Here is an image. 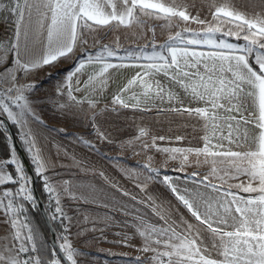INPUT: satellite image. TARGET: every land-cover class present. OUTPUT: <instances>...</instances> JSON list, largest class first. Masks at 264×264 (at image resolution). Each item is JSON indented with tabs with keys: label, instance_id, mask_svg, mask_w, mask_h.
Wrapping results in <instances>:
<instances>
[{
	"label": "snow or ice",
	"instance_id": "1",
	"mask_svg": "<svg viewBox=\"0 0 264 264\" xmlns=\"http://www.w3.org/2000/svg\"><path fill=\"white\" fill-rule=\"evenodd\" d=\"M188 3L189 0H14V3L10 0L9 7L16 13V42L8 46L0 43V52L13 55L12 65L0 73V117H3L0 118V129L6 127L7 120L23 130L34 118L26 93L32 91L35 85H21L17 73H28L70 56L78 42L87 43L84 38L86 33L113 23L130 27L133 23L142 22V16L169 21L179 18L205 25L201 31L185 28L183 33L170 36L158 48L152 45L151 52L145 49L137 52L126 50L125 56L120 57L118 50L109 45H103L94 53L84 50L67 72L64 85L58 88V92L63 94L66 91L69 100L77 104L87 102L94 106L95 101L88 100L87 96L77 99L73 95V91H81L79 74L86 65L102 64L103 67L95 75L89 76L84 87L92 85L94 89L97 83L106 85L108 69L117 67L108 62L109 58L117 57L121 61L149 62L143 66L144 75L138 73L122 92L139 80L145 97L155 91V95L163 99L159 81L148 82L144 77L164 72L193 99L202 101L205 107L184 111L203 119V146L174 147L164 151L170 152L173 159L180 155L184 161L188 160L189 154L202 155L206 162L211 157L210 174L223 173L217 179L226 183L227 179L245 176L246 181L234 185L238 189L235 192L230 188L224 189L222 185L205 183V188L213 189L208 195L199 189L185 188L181 192L175 180L165 175L162 182L168 184L198 223L193 224L183 218L177 223L164 206L152 201L155 214L164 224L158 226L141 218L140 235L149 245L143 251L157 252L154 257L157 264H264V0H261L259 13L239 10L235 0H209L210 21L200 19L198 15L192 16L188 12ZM3 8L0 3V9ZM41 34H46L47 43L37 56L30 52L29 42L35 41ZM230 37L243 43L233 42ZM167 95L169 99L175 98L170 92ZM113 102L129 107L120 95H116ZM139 104L137 98L133 106ZM249 104L252 111L246 107ZM146 134V130L141 129V135ZM22 139L28 145L27 151L33 154L31 159L36 176L45 181L46 191L54 193L55 189L43 175L49 167L47 158L35 147L31 131H22ZM217 163L226 167L217 169ZM144 167L159 176V170L148 165ZM10 168L13 170L10 171ZM198 175L195 172L191 174L193 178ZM31 180L32 177L13 152L7 159L0 160V211L9 216L15 241V255L0 254V262L61 264L55 248L50 249L51 258L41 255L43 244L37 247L38 234L28 226L26 217L21 216L26 212L25 202L33 206L37 203L32 194ZM205 181H208V176L193 182L201 184ZM5 185L14 187L5 188ZM64 190L69 191L67 187ZM124 195L129 194L124 192ZM55 204L52 219H69L60 207L58 194ZM60 239L64 241L59 244V250L65 254L64 259L70 264H77L74 257L80 253L72 248L67 237ZM151 243L161 245L165 250L151 248ZM5 251L12 250L6 248ZM22 253L34 255L21 258Z\"/></svg>",
	"mask_w": 264,
	"mask_h": 264
},
{
	"label": "crops",
	"instance_id": "2",
	"mask_svg": "<svg viewBox=\"0 0 264 264\" xmlns=\"http://www.w3.org/2000/svg\"><path fill=\"white\" fill-rule=\"evenodd\" d=\"M14 3V0H11ZM4 5L0 9V22L5 18V7L10 5V0H0ZM236 7L241 11L251 13L255 10L261 11V0H235ZM188 12L192 16H199L200 19L210 21L212 19L209 12V0H189ZM11 18L16 23V13L11 11ZM194 25H202L189 21ZM205 26V25H204ZM117 28L120 32L128 27L119 26L115 23L101 28ZM15 34L6 40L0 36V43L8 46L15 43ZM47 43L46 34L36 37L35 41L29 42L30 52L39 56ZM21 48L24 40L21 37ZM78 53V43L73 54L68 57H62L51 65H46L28 72L29 74L48 72L63 69L64 72L60 78L64 85L67 72L76 64ZM12 53L0 52V73L12 65ZM110 63L117 65L108 69L105 74L107 77L106 85L96 84L85 88L89 76L95 75L102 64L86 65L79 74L81 91H73L77 99L87 96L88 100L95 101L94 106L84 102L77 104L86 110H63V116L70 119L69 123H63L67 132L59 129L60 124H43L36 119L29 120L24 131H31V138L35 141V147L47 158L49 167L43 175L51 177L50 185L55 189L52 197L57 198V194L65 196L64 199H71L74 205L77 204L82 212L88 215L87 224L84 222L76 223V215L66 219L67 233L70 238L77 235L78 240L83 236L87 237L89 245L96 252L103 248L110 259H118L123 262L133 264H143L144 260H155L157 252L143 251L146 246L145 238L140 235L139 229L142 228L141 218L145 222L163 226L164 222L155 214L152 201L156 205L164 206L169 216L177 223L180 219L197 224L194 217L187 208L177 198L168 184L163 183V177H156L144 167L148 165L151 169H163L170 172L167 176L175 180L176 186L181 192L185 188L199 189L204 194H212V188H205V183H212L218 186L222 185L224 189L238 191L234 185L241 181H246L245 176L236 179H227V182L217 179V176L223 175L217 172L212 175L210 163L211 157L196 156L189 154L187 161H184L180 155L175 159L171 158V153L164 149L174 147L197 148L203 146L202 137L205 134L203 129L204 121L195 115H190L185 109L205 107L202 101H197L191 97L175 80L164 72L145 76L148 82L159 81L163 88L161 96L155 95V91L150 93L149 97L143 95V86L139 80L126 91L128 82L139 73L144 75V65L148 61L140 60H119L109 59ZM251 63V60H250ZM124 66H120V65ZM253 67H257L253 65ZM171 71V70H169ZM21 72L17 73V77ZM73 78V83L75 82ZM155 89V85H153ZM172 93L175 98L169 99L167 93ZM64 93L67 94L66 91ZM135 94V98H134ZM120 95L121 99L129 105L124 107L122 104L113 102V98ZM137 98L140 104L136 105ZM252 111V106H246ZM180 109V111H176ZM83 127H78L77 133L89 131L90 126L93 133L100 138L118 146L125 154L118 156H102L96 152L94 147L83 142L81 136L73 135L75 122L73 117L80 119ZM85 118V119H84ZM254 129V125L252 126ZM141 129L146 130V135H141ZM87 131V132H88ZM75 133V132H74ZM103 134V135H101ZM164 137V139H160ZM182 137V139H177ZM227 145V141H225ZM147 145V147H145ZM217 169L226 167L224 164L217 163ZM182 168V170H180ZM198 173L192 177V173ZM103 174V175H102ZM204 176H208V181L196 184L193 181H199ZM150 177H154L150 179ZM62 184V189L58 190V185ZM65 182H68L67 184ZM69 191L65 192V188ZM124 192L129 195L125 196ZM241 195H249L241 193ZM255 195V194H252ZM135 197L136 199H132ZM151 197V200L149 198ZM56 200V199H55ZM75 216V217H74ZM102 244V246H101ZM151 248L158 251L165 249L161 245L150 244ZM95 252V253H96ZM175 258V257H173ZM163 259L167 260L166 257ZM140 260V262H138ZM145 262V261H144Z\"/></svg>",
	"mask_w": 264,
	"mask_h": 264
},
{
	"label": "rangeland",
	"instance_id": "3",
	"mask_svg": "<svg viewBox=\"0 0 264 264\" xmlns=\"http://www.w3.org/2000/svg\"><path fill=\"white\" fill-rule=\"evenodd\" d=\"M140 23H133L130 27L122 30L121 32L117 30V28H98L94 32H89L85 34V39L87 43L78 42V53L76 58L82 56L84 50L89 52H95L97 49L102 47L103 45H109L111 48L118 50V56L123 57L127 51L137 52L140 49H145L148 52L152 51V45H156L157 48L160 45L165 44L168 41L170 36H174L177 32L183 33L185 28H189L195 31H201L205 26L204 25H194L190 22H185L180 20L179 18H172L170 21L165 19H155L152 17L142 16ZM233 40V38H229ZM238 43H243L242 40L234 41ZM77 59L75 62H77ZM109 59H118L117 57H112ZM120 60V59H119ZM64 70H54V71H46L41 73L29 74L21 72L18 76V81L21 85L34 84L35 87L32 91L27 92L26 95L30 101L31 108L34 112V118L38 121H41L43 124H60L59 129L63 132H67V128H65L63 123H69L70 119H66V116H63V110H86L81 105L78 106L72 101L69 100L68 95L66 93L60 94L58 92V88L63 85L60 78H62ZM80 119L73 117L72 121L75 122L73 130V135L83 138V142L87 143L89 146L94 147L96 152L102 156H118L119 154H125L121 148L106 142L98 135L94 134L90 126H87L86 129L89 131H85L84 133H77L78 127H83L85 123L81 120L83 115L81 114ZM30 119V120H32ZM85 119V118H84ZM10 123H12L10 121ZM18 127L20 133V139H22V130L19 125ZM75 132V133H74ZM24 143V142H23ZM25 144V143H24ZM26 145V144H25ZM28 147V145H26ZM16 158L20 160L16 151L14 152ZM0 160H4L0 156ZM21 161V160H20ZM153 169V168H152ZM159 170V176H157L154 172H151L153 176L163 177L165 175L170 174L169 171H165L163 169ZM12 171V169H9ZM27 173V172H26ZM28 174V173H27ZM29 175V174H28ZM45 176V175H44ZM55 175L52 174L51 177L46 176L48 178V183H50L51 179ZM56 177V176H55ZM43 185L45 181L41 179ZM32 182V180H31ZM32 184V183H31ZM5 188L14 187L13 185H5ZM45 189V187H44ZM62 189V184L58 185V190ZM32 190V187H31ZM46 190V189H45ZM50 197L53 199L55 203V199L52 197L53 193L50 194L46 191ZM33 194V193H32ZM57 197V196H56ZM65 196L58 195L60 207L63 210V213L66 217H73V213L76 215V223L84 222L87 224L88 215L86 212H82L79 209L77 204L74 205V201L71 199H64ZM56 207V204H55ZM22 217H26V222L30 227L29 222L27 221V216L24 213L21 214ZM75 217V216H74ZM31 228V227H30ZM22 231H24L22 229ZM67 240L71 243L72 248L76 249L80 255L75 256L74 258L77 261V264H133L131 262H123L118 259H110L103 252L104 249L100 248L96 252L94 248L91 247L88 243L87 237L83 236L78 240L77 235H73L70 238V235L66 231ZM64 241L62 240V243ZM15 241L13 240V229L9 220V216L4 212L0 211V254L5 256L15 255V250L13 248ZM61 244V243H60ZM102 246V244H101ZM10 249L12 251H5V249ZM96 252V253H95ZM64 254V253H63ZM28 255H34L33 253L21 254V258H26ZM65 255V254H64ZM175 261V258H173ZM145 261V262H144ZM143 264H157L156 260H144ZM140 262V260L138 261ZM70 263V262H69ZM0 264H4V262H0ZM31 264V262H30Z\"/></svg>",
	"mask_w": 264,
	"mask_h": 264
},
{
	"label": "trees",
	"instance_id": "4",
	"mask_svg": "<svg viewBox=\"0 0 264 264\" xmlns=\"http://www.w3.org/2000/svg\"><path fill=\"white\" fill-rule=\"evenodd\" d=\"M9 123H10V121H9ZM10 126L12 127V129L15 133V136L17 138V141H18L20 147L22 148V150L24 151L26 157L28 158V160L31 164V167L33 168V171H34V165L32 163V159H31L33 154L27 151L26 145L21 141L18 127L13 123H10ZM15 151L16 150L12 144V141H11V135L9 132V128L6 126L5 128L0 129V156L3 159H7L10 155V152L14 153ZM34 174H35V172H34ZM35 178H36V186H37L39 195H40V197L44 203L45 211H46V213L50 219V222H51V224L55 230L57 243L59 245L60 243H62V239H60V237L66 235V231H65L66 219H64L63 221L61 219H52V216L55 214V203H54L53 199L50 197V195L44 189V185L41 181L42 178L37 177L36 174H35ZM24 207L26 208V212H24V215L26 214L27 221L29 222L30 227L35 233L38 234V237H39L37 247L40 248L41 244H43V251H42L41 255L44 258H51L50 249H53L55 247L52 243L51 234L49 232V229L47 228V225L45 223V220H44V218L40 212V209H39L37 203L35 204V206H33L30 203L25 202ZM56 255H57V257H59L61 259V264H64L63 258L60 256L57 249H56Z\"/></svg>",
	"mask_w": 264,
	"mask_h": 264
},
{
	"label": "water",
	"instance_id": "5",
	"mask_svg": "<svg viewBox=\"0 0 264 264\" xmlns=\"http://www.w3.org/2000/svg\"><path fill=\"white\" fill-rule=\"evenodd\" d=\"M0 118H3V117H0ZM5 124L6 126L9 128V132H10V135H11V141H12V144L23 164V167L24 169L26 170V172L29 174L30 177H32V184H31V187H32V193H33V196L36 198V201H37V205L40 209V212L45 220V223L47 225V228L49 229V232L51 234V240H52V243L54 245V247L57 249V251L59 252L60 256L63 258V261H64V264H70L68 261H66L64 259V254L63 252H61L59 250V245L57 243V239H56V233H55V230L50 222V219L45 211V206H44V203L39 195V192H38V189H37V186H36V178H35V174H34V171H33V168L31 167V164L28 160V158L26 157L24 151L22 150V148L20 147L18 141H17V138L15 136V133L12 129V127L10 126V123L9 121H5Z\"/></svg>",
	"mask_w": 264,
	"mask_h": 264
},
{
	"label": "built area",
	"instance_id": "6",
	"mask_svg": "<svg viewBox=\"0 0 264 264\" xmlns=\"http://www.w3.org/2000/svg\"><path fill=\"white\" fill-rule=\"evenodd\" d=\"M6 16L0 22V36L2 39L6 40L8 38H11L15 34V21L11 18V9L9 6L5 7Z\"/></svg>",
	"mask_w": 264,
	"mask_h": 264
}]
</instances>
